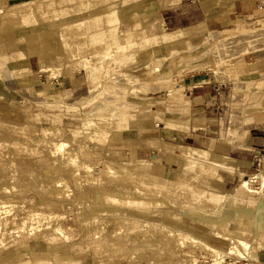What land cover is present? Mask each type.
Masks as SVG:
<instances>
[{"label": "rangeland", "instance_id": "1", "mask_svg": "<svg viewBox=\"0 0 264 264\" xmlns=\"http://www.w3.org/2000/svg\"><path fill=\"white\" fill-rule=\"evenodd\" d=\"M82 1L0 0V44L3 45L5 38L22 34L30 45L42 44L49 32L55 58L51 65L41 67H60L56 70L58 75L79 71L87 89L85 95L69 101L22 95L19 93L22 85L14 78L12 64L0 56V207L5 205L0 209V231L3 230L0 264H48L35 261L31 256L33 251H49L53 262L73 261L70 264L263 263L264 185L258 178L251 183L252 191H249L241 186V180L249 174H264V160L259 165L255 163L244 176H237L238 181L229 183L232 185L229 188L220 187V178L222 175L235 177L237 166L230 159L228 148L244 145L249 128L264 121V23L230 33L198 24L182 30V38L177 35L176 40L163 43L160 33L170 29L156 23L157 5L161 1L95 0L96 6L79 13L76 19L96 16L94 23L63 28L66 22L72 21L73 17H68L70 7ZM124 9H129L124 25L118 20L105 23L112 13ZM105 10L110 11L100 18L98 15ZM138 10L146 13L132 14ZM54 13L56 17L52 16ZM20 14L25 15L29 27L15 23ZM146 23L147 32L143 30ZM122 28L130 34L124 36ZM190 29L194 30L189 32ZM65 57L72 60L68 63L60 60ZM197 75L211 78L201 85L222 84L220 91L225 95L221 103L207 106L215 129L205 133L207 137L203 138L200 148L209 152L188 161L170 153L173 163H155L151 172H144L148 181L144 180L142 185L167 184L179 189L144 188L151 195L144 190L135 194L134 186L141 184L131 174L139 170L129 162L103 160L105 150L124 138L117 132L118 123L127 117L128 111L143 113L149 108L144 118L149 126L143 123L144 129L149 127V138H156L158 143L191 145V141L184 140L186 132L195 128L205 131L198 124L200 108L186 97L185 79ZM202 104L199 106L205 107ZM62 114L66 115L64 119ZM50 115L53 118L49 122L39 119ZM38 121L39 124L35 123ZM158 123L174 127L175 132L165 130L160 141ZM97 130L102 134H96ZM60 140L65 142L66 150L58 151L55 142ZM149 145L160 151L156 144ZM68 153L76 156L78 165H84L71 163ZM258 155L264 159V151ZM220 163L228 164L233 170L220 167ZM106 164L109 169L105 168ZM105 194L139 197L151 204L135 207L106 200L104 196L101 199ZM236 195L242 199L235 201ZM248 197L254 198L252 203L246 201ZM154 200L163 202L153 205ZM35 211L42 215L48 212L42 220L47 225L41 223L40 228L31 232L29 218ZM9 213L11 218L15 217L9 218ZM170 213L178 217L177 223L156 217ZM187 219L190 225H199V232L182 227ZM4 222L12 225L7 227L8 223ZM144 223H156L158 227L167 224L173 232L185 231L188 239L200 240L221 250L225 247L215 242L217 235L242 238L250 249L223 252L219 261H213L202 249L201 255L194 241L179 244L177 238L167 237V231L160 227H152L154 232L142 234L148 229L141 227ZM55 224H60L68 233L67 239L51 235ZM54 237H57L55 241Z\"/></svg>", "mask_w": 264, "mask_h": 264}, {"label": "crops", "instance_id": "2", "mask_svg": "<svg viewBox=\"0 0 264 264\" xmlns=\"http://www.w3.org/2000/svg\"><path fill=\"white\" fill-rule=\"evenodd\" d=\"M143 14L146 10L133 11L132 14ZM100 18L102 14L98 15ZM15 23L19 27H29L25 15H18ZM96 16H91L83 19L82 25L86 22L94 23ZM140 19V18H138ZM157 19L159 23L170 30L185 29L198 24H207L208 28L212 30H222L223 32L239 31L242 29H253L264 23V0H179L170 5H157ZM26 20V21H25ZM12 20H10L11 22ZM14 21V20H13ZM107 23V19L104 20ZM137 20L136 22H142ZM12 24V23H11ZM112 24V23H108ZM147 25V26H146ZM146 26V27H145ZM143 30L147 32L148 23L144 24ZM49 31V30H47ZM2 32V29L0 30ZM50 33L45 34V40L41 44L30 45L25 34L20 36L10 37L2 41L0 44V56L4 57L6 61L12 64V71L16 74L14 78L22 86L19 93L22 95H29L34 97L52 98L54 100L69 101L74 98H79L86 94V81L79 71H71L57 75L56 77H47V70L41 69V65H51L55 58L53 47V40L50 38ZM154 36V35H150ZM41 42V41H40ZM1 43V42H0ZM45 68H53L54 66ZM211 79L206 78V75L193 76V78L185 79L187 86L186 97L190 102H194L199 109V123L205 128L192 129L186 132L184 140L191 141L192 146L201 147L204 142L203 138L207 137L206 132H212L215 125L210 123L213 117L208 114V107H213L214 104L221 103L225 99L224 92L220 89L222 84H207L201 85L204 81ZM195 81L200 83L195 84ZM10 84V82H9ZM12 84V83H11ZM204 106L200 107L199 105ZM210 103V105H209ZM208 106V107H207ZM149 108L144 109L143 113L134 110L128 111L127 117L118 123L120 126L117 132H120L124 138L122 140L114 141L113 148L106 149L103 155V160L111 163L129 162L135 168L143 172H151L154 165V159L159 158L158 164H172L173 155L158 151L155 146H150V142L157 144L158 140L154 137L149 138L148 128L144 129V125L149 126L148 122L144 121L147 118ZM214 110V108H212ZM66 115L62 114V119ZM38 117H36L37 119ZM53 118L42 117L39 119H46V122ZM49 119V120H48ZM264 121L258 125H252L248 130V139L242 142L244 145L238 144L228 148V155L234 161L237 169L234 171V179L225 175L220 178V187L229 188L238 181L237 175L241 172L244 176L249 171L250 167L255 164L256 156L264 151ZM40 123V121L35 122ZM144 123V125H143ZM157 134L159 140L164 134L165 130L174 133L175 128L167 127L164 123H158ZM162 125V126H161ZM161 141V140H160ZM120 144V145H117ZM150 146V147H149ZM159 147V146H158ZM229 159V158H228ZM237 174V175H236ZM35 261H42L50 264H70L73 261L53 262L50 259L51 253L49 251H33L31 253ZM37 256V257H36ZM264 261V259L262 260ZM259 264H264L259 263Z\"/></svg>", "mask_w": 264, "mask_h": 264}, {"label": "bare ground", "instance_id": "3", "mask_svg": "<svg viewBox=\"0 0 264 264\" xmlns=\"http://www.w3.org/2000/svg\"><path fill=\"white\" fill-rule=\"evenodd\" d=\"M161 1V5H170V4H174V3H176V2H178L179 0H158V2H160ZM95 2V0H83L82 2H80V3H78L76 6L75 5H72L71 7H70V10L68 11V14H69V18L70 17H73V18H70V19H72V21H70V23H68V22H66V24H64L63 25V28H67V27H72L73 28V26H75V27H77V26H81L82 25V22H83V19H87V18H89V17H91V16H89V17H86V18H83V19H79V20H76L78 17L77 16H79V13H83L85 10H87V9H92L93 7H95L96 6V3H94ZM160 4V3H159ZM108 11H110V10H105V11H103V12H101V14H103V13H106V12H108ZM128 12H129V9H124V10H121L120 12H116V14L115 13H112V15L109 17V18H107V23H114L115 22V20H118L122 25H124V23H126L128 20ZM63 14H65V13H63ZM40 15V14H39ZM38 15V16H39ZM55 15V13L52 15V16H54ZM66 15V14H65ZM100 15V14H99ZM37 16V17H38ZM40 16H42V15H40ZM45 16V15H44ZM51 16V17H52ZM49 16H47V18H48ZM54 17H56V16H54ZM75 17V18H74ZM44 19L45 17H41V19ZM46 18V19H47ZM49 19V18H48ZM45 20V19H44ZM42 23V22H41ZM52 23V22H51ZM55 25V24H54ZM147 26V25H146ZM145 26V27H146ZM61 28V27H60ZM194 29L196 28V27H193ZM120 29V28H119ZM193 29V30H194ZM182 30H184V29H177V30H165V31H163L162 33H160V35H161V40H162V42L163 43H166V42H171V41H173V40H176L177 38H179V37H181V35L182 34H184V31H182ZM192 29H190V31L189 32H192L193 31ZM62 31V30H61ZM121 32H122V34H124V36L126 35V36H128L129 34H130V31H124L123 30V28L121 29ZM139 33V32H138ZM178 35V37L176 38V36ZM182 38V37H181ZM132 43V42H131ZM131 43H130V46H132L131 45ZM123 44H126L127 45V43H123ZM133 44V43H132ZM120 46H121V44H120ZM134 46V45H133ZM118 47H119V45H118ZM122 47V46H121ZM123 48V47H122ZM91 57H93V56H91ZM91 57H89V58H91ZM62 59H65V62L66 63H68V62H70L71 60H72V58H61L60 60H62ZM42 69H44V70H48V73L46 74L47 75V77L48 78H50V77H56L58 74L56 73V70H58V68H60V67H58V68H49V69H46L45 67H41ZM74 72V71H73ZM68 73V72H67ZM263 78H264V75H263ZM198 84V83H197ZM123 104V103H122ZM139 111V110H138ZM28 115V114H27ZM28 121V120H27ZM98 123V122H97ZM96 123V124H97ZM30 124V123H29ZM100 124V123H99ZM31 125V124H30ZM22 127H25V126H22ZM75 130V129H74ZM101 130H97V131H95V133L96 134H99V135H101L102 134V132H100ZM232 135H234V134H230V136H232ZM72 137V136H71ZM56 143V145L58 146L57 148H58V151L59 150H63V148L65 147V142L62 140H60V141H56L55 142ZM151 143H153V142H151ZM157 144H158V146H159V148H160V150H162L163 152H166V153H173V154H175L179 159H181V160H187L188 161V159H194L195 158V156H198V157H202V156H205L209 151V149L207 150V149H203V148H200V147H196V146H192V145H189V144H185V145H179V144H173V143H167V142H161V143H158L157 142ZM210 146V145H209ZM79 147V146H78ZM150 147V146H149ZM46 148V147H45ZM53 148H54V146H53ZM65 149V148H64ZM50 150V149H49ZM66 150V149H65ZM69 151V150H68ZM159 151V150H158ZM211 151V150H210ZM64 152V151H63ZM67 152V151H66ZM69 155H68V157H67V155H65L68 159H69V161L71 162V163H73L74 165H78V162H77V158H76V156L75 155H73V154H71V153H68ZM65 158V157H64ZM49 161V160H48ZM68 161V162H69ZM100 161V160H99ZM98 161V162H99ZM154 164L155 163H158L159 162V158L157 157V158H155L154 160ZM98 162H96L97 164H99ZM82 165H84V163H81ZM81 164H79L78 166H80ZM86 164V163H85ZM88 164V163H87ZM96 165V164H95ZM156 165V164H155ZM44 166V165H43ZM219 166L220 167H222V168H224V169H227V170H229V169H232L231 168V166H229L228 164H225V163H220L219 164ZM86 167H90V165H86ZM105 168H107V169H109L110 168V166L109 165H105ZM86 169V168H85ZM235 169H237V168H235ZM115 170H117V169H115ZM120 170H124V167H123V169H120ZM233 170V169H232ZM118 172H116V174H117ZM175 173V172H174ZM238 177H240V176H242L243 174L241 173V172H239L238 171ZM231 174H232V171H231ZM131 176H132V178H135V180L137 181V183H139V184H141V185H135L134 186V191H135V194L139 191H142V190H144L145 191V193H146V190L145 189H147V190H150V191H154L155 189H159V188H161V187H164V186H167V188H168V190L169 189H171V188H173L174 190H176V189H179V188H177V187H174L173 185H167V184H164V185H142V184H144V180H147V176H146V174L144 173V172H142V171H135V172H132V174H131ZM87 177V176H86ZM89 177V176H88ZM82 178V177H81ZM98 178V177H97ZM137 178H140V179H142V180H138ZM258 178H260V183H262L263 185H264V174L263 173H253V174H249V177H247V178H243L242 180H241V186L243 187V188H246V189H248L249 191H252V190H250L251 189V187H250V185H251V183H254L255 181H256V179H258ZM74 179V178H73ZM94 179V178H93ZM169 179H171V178H169ZM148 181V180H147ZM257 183V182H256ZM60 184V183H59ZM261 185V184H260ZM2 187V186H1ZM65 187V186H64ZM250 187V188H249ZM78 188H79V186H78ZM133 187H131V189H132ZM145 188V189H144ZM181 189V188H180ZM3 190V189H2ZM67 190H68V188H67ZM125 190V189H124ZM173 190V191H174ZM66 191V190H65ZM110 191V190H109ZM126 192H128V190H125ZM137 191V192H136ZM143 191V192H144ZM170 191V190H169ZM78 192H80V191H78ZM113 191H111V193H112ZM149 192V191H148ZM148 192L146 193L147 195H149L148 194ZM158 192V191H157ZM255 192H257V190H255ZM8 193V192H7ZM150 193V195H151V192H149ZM131 194H132V191H131ZM140 194V193H139ZM143 194V193H142ZM158 194H159V192H158ZM162 194V193H161ZM183 194V193H182ZM152 195H153V193H152ZM104 196V198L106 199V200H110V201H112V202H117V203H126L127 205H131V206H145V204H147L148 205V203H150V201H145V200H143L142 198H139V197H132V196H126V195H122L121 197H118V196H116V195H108V194H105V195H101V199H102V197ZM184 197V196H183ZM8 198V197H7ZM18 199V198H17ZM20 199V198H19ZM98 199V198H97ZM235 201H238V200H241L242 199V197H240V196H238V195H236L234 198H233ZM48 200V199H47ZM253 200H254V198L253 197H248L247 199H246V201L247 202H249V203H252L253 202ZM168 201V200H167ZM152 203H153V205H159V204H161V202H163V201H157V200H154V201H151ZM169 202V201H168ZM3 203V202H2ZM54 203V202H53ZM24 204V203H23ZM59 204V203H58ZM151 204V203H150ZM2 205H4V204H1V207H2ZM7 205V207H11V206H8V203L6 204ZM5 206V205H4ZM0 207V209H2ZM38 207V206H37ZM37 207H35L36 209H37ZM55 207V206H54ZM4 208V207H3ZM6 208V207H5ZM7 209V208H6ZM34 209V208H33ZM36 209H34V210H36ZM19 210V209H18ZM49 210V209H48ZM190 211H192L191 209H189ZM2 211V210H1ZM6 211H8V209L6 210ZM6 211H5V213H3L2 215H4V214H6ZM11 210H9L8 212H10ZM20 211V210H19ZM22 211V210H21ZM45 211V210H44ZM47 211V210H46ZM50 211H51V209H50ZM49 211V212H50ZM57 211V210H56ZM55 211V212H56ZM194 211H196V210H194ZM7 212V213H8ZM29 212V211H28ZM36 213H34L30 218H29V222H30V224H29V228L31 229V232H32V229H35V228H40V226H41V223H42V220L43 219H45L46 217H45V214H48V212L47 213H45L44 215H42L40 212H37V211H35ZM54 212V213H55ZM188 212V211H187ZM195 213H198V211L197 212H195ZM202 213V212H201ZM11 213H9V215H10ZM51 214V213H50ZM57 214H59V213H57ZM141 214H143V213H141ZM155 214V213H154ZM175 213H170V214H168L167 216H163V215H158V216H156V217H158V218H160L161 220H163V221H165V222H168V223H177V218H176V216L174 215ZM52 215V214H51ZM50 215V216H51ZM55 215V214H54ZM64 215V214H63ZM63 215H61V216H63ZM148 215V214H147ZM156 215V214H155ZM7 216V219H8V214L6 215ZM13 216V215H12ZM46 216H48V215H46ZM53 216V215H52ZM51 216V217H52ZM60 215H59V217H61ZM201 216V215H200ZM13 217H15V215L13 216ZM12 217V218H13ZM49 217V216H48ZM47 217V219L49 220V218ZM56 218V216H53V218ZM58 217V216H57ZM0 218H1V216H0ZM6 218V217H5ZM9 218H11V215H10V217ZM11 218V219H12ZM10 219V220H11ZM1 220V219H0ZM31 220V221H30ZM12 221V220H11ZM18 221V220H17ZM24 221V220H23ZM22 221V219H21V222H22V224H24V222ZM45 221H47V220H45ZM80 221H81V219H80ZM103 221H104V219H103ZM13 222V221H12ZM56 222V221H55ZM133 222H135V221H133ZM143 221H141L140 223H142ZM5 223V222H4ZM6 223H8V222H6ZM5 223V224H6ZM14 223H16V222H14ZM49 224H50V222H48ZM54 223V222H53ZM122 223H123V221H122ZM20 224V223H19ZM18 224V226H20ZM43 224V223H42ZM44 224L45 225H47L45 222H44ZM43 224V225H44ZM49 224H48V226H49ZM127 224H128V222H127ZM132 224H134V223H132L131 222V225ZM148 224H150V223H148ZM146 225L145 223L144 224H141L142 226L141 227H147L148 229H145V230H147L146 232H142V234H148V233H152V232H154V229H152V227L153 228H155V227H158L157 226V224L156 223H151L150 225ZM7 225V224H6ZM12 225V223H8V225H7V227L8 226H11ZM44 225V226H45ZM130 225V224H129ZM0 226H2V225H0ZM21 226H24V225H21ZM181 226V225H180ZM6 227V228H7ZM50 227V226H49ZM65 227H67V224L65 225ZM83 227V226H82ZM160 227V226H159ZM158 227V228H159ZM182 227L183 228H185V229H187V230H193V231H198V229H199V225H190V223L188 222V219L186 220V222L184 223V224H182ZM1 228V227H0ZM18 227H16V229H17ZM20 228V227H19ZM68 228H69V226H68ZM98 228V227H97ZM160 228H162L161 230H164V232H165V230L167 231V233H165V235L167 236V237H175V238H177V241H178V243L180 244V243H185V242H191V241H194V240H192V238H189L188 239V235L186 234V232L185 231H181V230H179V231H177V232H173L171 229H169L168 228V226H167V224L165 225V224H163ZM174 228V227H173ZM2 229V228H1ZM0 229V230H1ZM14 230H16L15 228H13ZM12 228H11V231H14ZM9 229H7V233H9V231H8ZM21 231H22V227H21V229H20ZM26 230V229H25ZM98 230V229H97ZM97 230H96V232H97ZM144 230V231H145ZM157 230V229H156ZM160 229H158V231H159ZM3 231V230H2ZM2 231H0V232H2ZM18 232H20L19 230H17ZM16 231V232H17ZM143 231V230H142ZM30 232V231H29ZM49 232V231H48ZM50 232H51V235L52 236H56V235H58V236H61V237H63V238H65V239H67L68 238V233L66 234L65 233V231L62 229V227H61V225L60 224H55V225H53L52 226V228H51V230H50ZM95 232V231H94ZM99 232V231H98ZM183 232V233H182ZM199 232V231H198ZM182 233V234H181ZM27 234H28V230H27ZM30 234V233H29ZM28 234V235H29ZM97 234V233H96ZM99 234V233H98ZM1 235V234H0ZM151 235V234H150ZM32 236V235H31ZM44 236H46V234H44ZM30 237V236H29ZM50 237V236H49ZM70 237H72V236H70ZM75 237V236H74ZM57 239V237H54L53 239H54V241ZM216 239H215V242H220V243H222L223 245H224V247H225V250H221V249H219V248H216V247H213V246H211V245H206V242L205 243H203L202 241H200V240H195L194 241V243H195V245L196 246H198L199 248H200V253H201V249L204 251V252H206L208 255H209V258H210V260H213V261H216V260H220L221 259V257H223L222 256V253L223 252H225V253H227V254H229V253H233V252H239V250H242V249H250V245H249V243L246 241V240H244V239H242V238H237V239H228V238H222L221 236H219V235H217V237H215ZM52 239V240H53ZM70 239V238H69ZM49 241V240H48ZM53 241V242H54ZM75 242V241H74ZM76 242H77V240H76ZM4 243H5V241H4ZM192 243V242H191ZM78 244V243H77ZM1 245V244H0ZM28 250V249H27ZM79 251V250H78ZM199 253V252H198ZM202 254H204V253H201V255ZM132 255V254H131ZM262 256L264 257V254L262 253ZM37 257V256H36ZM163 257V256H162ZM206 257V256H205ZM208 257V256H207ZM217 261V262H218ZM215 262H213V264H214ZM193 264H206V262H201V263H193ZM211 264H212V261H211Z\"/></svg>", "mask_w": 264, "mask_h": 264}, {"label": "built area", "instance_id": "4", "mask_svg": "<svg viewBox=\"0 0 264 264\" xmlns=\"http://www.w3.org/2000/svg\"><path fill=\"white\" fill-rule=\"evenodd\" d=\"M262 157H263L262 155H257V156H256L255 163H256L257 165H259V162H260L261 160H264ZM228 264H231V263H228Z\"/></svg>", "mask_w": 264, "mask_h": 264}]
</instances>
